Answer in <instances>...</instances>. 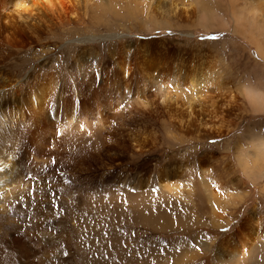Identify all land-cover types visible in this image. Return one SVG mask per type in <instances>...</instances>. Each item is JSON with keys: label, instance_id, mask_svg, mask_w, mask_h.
<instances>
[{"label": "rangeland", "instance_id": "rangeland-1", "mask_svg": "<svg viewBox=\"0 0 264 264\" xmlns=\"http://www.w3.org/2000/svg\"><path fill=\"white\" fill-rule=\"evenodd\" d=\"M109 4L112 9L94 8V14L81 7L74 21L51 25L39 41L4 53L5 71L19 78L43 75L56 87L80 89L93 70L109 64L112 47L124 55L127 75L135 74L139 44L153 40L161 52L153 53L152 63L171 80H139L137 95L126 99L115 91L108 108L98 107L105 124L90 109L84 122L89 126L77 128L71 138L72 173L59 172L71 193L59 196L53 226V218L46 219L45 245L23 235L30 254L23 260L9 255L6 264H264V0ZM170 4L181 9L172 12ZM86 51L95 53L92 62L75 61ZM91 93L105 98L103 88ZM162 100L164 108L158 106ZM176 110L179 121L168 118ZM109 124L120 126L122 135L139 136L141 145L129 140L120 160L109 158L120 152L97 134ZM50 168L57 173L60 166ZM254 220V240L228 254L224 241L236 245L241 228L253 235Z\"/></svg>", "mask_w": 264, "mask_h": 264}, {"label": "bare ground", "instance_id": "bare-ground-1", "mask_svg": "<svg viewBox=\"0 0 264 264\" xmlns=\"http://www.w3.org/2000/svg\"><path fill=\"white\" fill-rule=\"evenodd\" d=\"M88 1L0 0V58L4 60L7 57L3 56L4 53H7L9 56L14 53L15 49L22 48L33 41H39L43 31L47 30L51 25L66 20L74 21L78 15V12L75 10H81V7L90 8V11L93 9V14L97 13L94 12V8L112 9L109 4L110 0L106 2V6L97 5V2V4L95 3L96 6H91ZM170 5L172 12L181 9V6H178V4ZM202 15H204V12H201L200 16ZM95 16H92V18L96 19ZM152 43H154L153 40H144L143 44H139V48L137 49L139 55L136 58L139 62L136 63L137 61H135L139 65V70L135 69V74L131 76L127 75L128 66L124 60V55L122 56L117 48L112 47L109 50V64H103L99 67V71L94 72L93 70L90 73V77L79 86L80 89L69 88L67 90L65 86L56 87L51 77L43 75L32 76L30 73H25L23 77L19 78V76L17 77V75L5 71L3 62L0 60V264H6L9 260L8 256L14 253L19 256V260H23L26 255L30 254V250L26 247V242L22 237L23 235L27 239L35 241V243L39 241L38 243L42 242L45 245L43 239L45 231L43 230L47 226L46 219L53 218L51 223L48 222L53 226L52 223L57 221V209L61 203L59 196L61 194H65L66 196L71 191H68L67 185L62 183L59 172L67 168V172L69 174L72 173L70 167L75 162V156L73 154L74 150L72 149L71 138L77 133V128L80 130L89 126V122H84L89 118L90 109L96 108L94 114L97 120L99 119L101 123H104L102 119L106 118L104 116L105 113L98 107L108 108V103L116 99L115 91H119L122 97L126 99L137 95L134 87L139 80L145 82L148 78H155L153 76L157 77L154 83L164 84V82L171 80L170 78L168 79V76H163L164 70L157 74L161 67H155L152 63L153 53L155 55V52H161V50L157 49ZM94 54L93 52L87 53V51L85 53H78L75 61L82 62L88 58V61L92 62ZM111 63H115L114 68L112 67L111 70H108L111 67ZM165 66L163 65V67ZM121 69V75H116L115 73ZM138 74L143 75L138 77ZM21 84H25V88H21ZM84 86L86 88H83ZM138 87L140 88V86ZM102 88L105 92V98L103 99L98 93L88 94L91 90L101 91ZM164 99L166 101L169 100V98ZM165 100L160 101L161 103L159 102L158 106H163L164 108L166 106L164 105L166 103ZM117 103H119V100H117ZM188 113L190 114V111ZM181 116V111L178 112L177 110L176 114H168V118L170 119H177ZM109 125L105 129L101 130V127L97 129L99 141L111 147L109 149H115L120 152V155L117 154V156L108 155L109 158L120 160L123 156L121 155L123 144L126 143L128 146L129 140H133L132 142L135 140L136 144H133L137 146L141 145L139 136L137 138L132 137L131 135L133 134H127V131L126 134L122 135L124 132L122 133L120 126ZM196 132L198 133V131ZM63 133L66 134L63 136ZM199 135L204 137L207 134L206 132H201ZM57 165L60 168H58L59 171L56 173L50 167H57ZM30 174L36 176L37 181L28 177ZM121 183L130 188L135 186L133 183L123 182L120 179ZM62 196L64 197V195ZM252 222L253 235L250 233L248 236L245 230L241 228L236 245L232 246L228 243L230 240L224 241L223 244L227 243L228 254H233V252L237 254L238 251L236 249L246 246V241L254 240L256 234L255 220ZM248 226L247 224L244 228ZM30 249L32 250V248ZM241 251L240 249L239 252Z\"/></svg>", "mask_w": 264, "mask_h": 264}, {"label": "snow or ice", "instance_id": "snow-or-ice-1", "mask_svg": "<svg viewBox=\"0 0 264 264\" xmlns=\"http://www.w3.org/2000/svg\"><path fill=\"white\" fill-rule=\"evenodd\" d=\"M65 255H67V253H65Z\"/></svg>", "mask_w": 264, "mask_h": 264}]
</instances>
